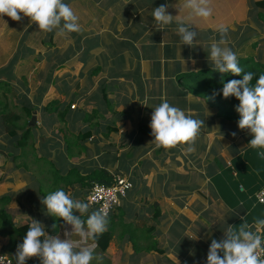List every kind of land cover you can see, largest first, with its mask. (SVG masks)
<instances>
[{"label":"crops","instance_id":"obj_1","mask_svg":"<svg viewBox=\"0 0 264 264\" xmlns=\"http://www.w3.org/2000/svg\"><path fill=\"white\" fill-rule=\"evenodd\" d=\"M64 2L78 17L79 25L86 24V28L64 34L58 29L45 32L20 13L24 24L11 37L6 26L10 17L0 16V54L3 46L9 53L6 60L0 59V73L13 65V81L22 79L19 72L28 73L24 76H29L27 86L31 83L34 91L40 88L41 100H35L37 108L32 118L35 116L41 124L42 134L53 137L41 154H49L61 175L72 169L82 176L106 171L111 177L124 176L133 184L109 218L106 231L110 229L113 238L107 251L99 248L95 239L87 241L95 246L91 264H206L211 239L222 238L228 225L239 227L244 220L253 224L258 218L264 219V204L256 198L264 189V149L247 146L253 138L249 130H241L236 121L221 117L217 109L189 93L185 82L178 79L180 74L213 68L206 63L210 39L207 49L197 44L202 40L200 34L192 46L182 44L180 35L176 36L177 22L196 23H192L194 18L188 10L180 13L177 0ZM161 5L168 6V13L174 17L165 29L156 25L152 16V10ZM38 41L46 45L43 61ZM240 45L227 42L234 53ZM54 54L57 57L52 59ZM50 62L51 67L46 69ZM39 63L44 82L35 88V81L40 85L35 80L39 75L34 74L39 71ZM87 68L89 76L82 70ZM67 69L80 74L73 79L68 75L59 78L60 94L65 95L64 100H56L59 110L47 111L48 104L39 115L44 94L55 87L54 75ZM6 80L0 74V83ZM73 81L75 91L70 92ZM89 90L93 91L90 97L85 95ZM164 100L174 107L184 106L180 109L187 115L204 121L194 152L186 153L188 146L183 144L165 149L152 143L151 116ZM20 101L24 106L34 105L29 96ZM68 104L73 108H66ZM64 111L65 122H61L58 114ZM53 181L49 185H54ZM69 190L82 201L87 192L79 184ZM40 191L31 185L24 199H37L36 217L45 232L63 238L65 229L71 231V226L47 213L41 199L48 193ZM20 194L17 192V196ZM26 202L28 211L20 210L16 216L19 227L35 219L30 201ZM58 222V233L51 234L50 228ZM71 239L80 240L75 235ZM13 261L16 264L15 257ZM34 263L40 264L39 258L26 261Z\"/></svg>","mask_w":264,"mask_h":264},{"label":"clouds","instance_id":"obj_2","mask_svg":"<svg viewBox=\"0 0 264 264\" xmlns=\"http://www.w3.org/2000/svg\"><path fill=\"white\" fill-rule=\"evenodd\" d=\"M167 7L161 5L152 10L156 25L172 23L174 17L168 13ZM179 8L180 13L188 10L191 16L198 18L207 19L212 15L210 0H184ZM20 13L30 18L41 31L52 32L58 29L59 34H64L80 30L78 17L64 0H0V16L7 15L14 21H20ZM177 23L182 44L192 46L197 31L192 30L191 25H186L184 21ZM218 32L219 39L211 40L208 60L216 72L232 73L242 76V79L223 83L221 90H213V96L222 92L225 99L234 96L239 101L236 107L240 114L238 127L249 130L253 137L247 146L264 149V74L252 85L254 73H244L236 53L227 46L228 28L221 25ZM203 125L204 121L192 118L164 100L153 109L151 116L149 127L154 137L152 143L165 149L183 144L188 146L186 153H192ZM261 154L264 155V152ZM41 203L46 206L49 215L62 218L66 225H70L71 231L66 228L63 238L60 235H49L41 222L32 219L22 243L17 245L16 264H26V261L34 257L39 258L40 264H91L95 246L87 241L94 240L106 231L108 213L105 208L89 212L88 203L74 199L63 189L47 194ZM85 215L87 218L83 219ZM261 229H264V219L259 218L253 224L244 220L239 227L228 225L222 238L211 239L206 264H264V232ZM73 235L80 240L71 239Z\"/></svg>","mask_w":264,"mask_h":264},{"label":"rangeland","instance_id":"obj_3","mask_svg":"<svg viewBox=\"0 0 264 264\" xmlns=\"http://www.w3.org/2000/svg\"><path fill=\"white\" fill-rule=\"evenodd\" d=\"M177 1L178 9L180 10L179 7H182V5L184 4V0L183 2H180L179 0ZM257 1L262 0H240V2L239 0H210L212 15L209 18L203 19L193 16L194 19L192 20V23H196V25H193L191 27L193 30L197 31L198 34L202 35V43L201 41H199L197 43L198 46L202 45L204 46L202 47L203 49H207V39H210L211 41L213 38H216L218 40V29L221 25H223L228 28L227 42H231L232 44H234V42H236L237 44L241 42V45L235 50L237 58L255 57L258 62H262L264 64V20L259 17L260 13L264 15V8L255 6V2ZM239 12L241 13V15H239ZM23 21V17L20 21H14L11 18L8 20V25L6 26H8L9 30H11V37H13V35L15 34L17 27H21L24 24L22 23ZM167 26L169 25H163L162 27L163 29H165L167 28ZM86 27V24L81 23L80 29H84ZM178 35L179 34H177L176 36ZM203 36L207 38L204 39ZM7 43L13 46V42L7 41ZM38 44L39 50L41 51L39 55L42 56L41 59L43 61L44 52L42 53V51L46 49V45L42 43V41H38ZM5 49L6 48L3 46L0 54V59L2 60L1 62L6 60L9 55L8 51H6ZM39 50L37 51L39 52ZM29 57H31V55ZM54 57H57L56 54L52 55L51 58L54 59ZM59 57L60 55L58 56V58ZM206 63L210 64L209 66L214 68L211 61H207ZM51 65L52 62H50L46 69L51 67ZM38 68L39 71L36 70L34 74L39 75L35 78V80L40 82V85H37V82L35 81V88L37 86H42L44 82V80L42 81V76H40L42 75L40 63L38 64ZM46 69L44 74L48 73L46 72ZM13 70V65H10L4 67L2 73H0L7 79L5 83H0V89L3 87L0 90V197L4 196L10 198L9 202L7 203L0 202V209L5 208V210L13 217L14 221L16 222V216L19 215L21 211H28L26 201H30V206H28L30 207L31 212L34 214L35 219L40 222L39 217H36L38 207L37 204H39L38 200L32 197L29 199H24L28 195L26 193V190H29V188H31V185H36L37 189L39 188V190H43L40 192L45 191L48 194L56 191L57 188L62 187L63 189L68 190L67 193L70 194L74 199L82 201V198L75 197V193L72 194V191L69 190L68 187H65L64 184L62 185V183H60L57 187H55V185L53 184L49 185L50 181L55 179V176L50 177L48 175V171L51 175H53L57 168L55 164L52 163V161L54 160L50 158L49 154L43 155L41 154V151L43 146H45L47 142H51V140L54 139L51 135L50 138H47V136H45L46 134H42L41 124L37 121L32 126L30 124L28 126L26 125V122L28 121L31 123V118H28V116L25 114V111L23 109L24 103H21L20 101L21 97L29 96L30 99L33 100V107H35V100L37 99L36 97L38 96V94H40V88L34 91L31 89V83L28 84L30 88L27 86L26 80H28L29 76L27 78L24 76L28 75V73L23 74V72H19L18 77L23 76L22 79L13 81ZM82 70H84L85 72L84 75H90L87 72L88 68ZM71 72L73 71L67 69V72H65L64 74L60 72L54 75L56 82L54 84L55 87L44 94L42 100L43 102L40 105L41 108H39L38 110L39 115L40 113H44V110L41 109H44L46 105L52 104V102H55L56 100H58V98L64 100L65 95L60 94L62 85L59 83V78L64 79L63 76L68 75L73 79L80 74L79 73L77 75H74ZM35 75L32 77V79L35 77ZM81 79L83 80V78ZM73 82L74 84L72 85V89L70 92L75 91L74 86L76 81ZM82 82L83 84H85V80H83ZM92 94L93 91L90 90L88 92H85V95H88V97H90ZM28 99L29 98H27L25 102ZM69 107L70 104L66 106V108L68 109ZM177 107L184 108V106L182 105H178ZM71 108L73 107L71 106ZM2 110L6 111L5 113L8 116L14 115L21 117V119L18 120L17 123L18 125H20V127H23V129L18 130V138L22 136L27 127L33 128L31 138L29 137L23 147H20L16 144L17 139H8V131L3 124L4 119L3 114H1ZM141 127L142 129L146 130L144 128V125H142ZM67 173L68 171L63 172L62 174L65 175ZM28 185H30V187H28ZM85 190L88 189L85 188ZM17 192H21L22 194L17 196ZM88 194L89 192L87 191L83 200L84 202L86 201ZM93 210L96 209L94 208ZM25 217L26 216L23 215V218ZM16 225L20 224L17 223ZM3 243L4 240H2V238L0 237V251L2 250Z\"/></svg>","mask_w":264,"mask_h":264},{"label":"trees","instance_id":"obj_4","mask_svg":"<svg viewBox=\"0 0 264 264\" xmlns=\"http://www.w3.org/2000/svg\"><path fill=\"white\" fill-rule=\"evenodd\" d=\"M255 6L264 8V0L255 2ZM259 17L264 20V15L262 13H260ZM238 63L239 66L244 70V73H254L253 80L251 81L252 85L255 84L256 80L261 74H264V64L262 62H258L255 57L238 58ZM241 75H243V73ZM178 79L179 81L182 80L185 82L189 93L196 97L204 99L211 108L217 109L221 117L230 121L238 122V120L240 119V114L236 111V107L239 105V101L234 96L225 99L222 95V92L220 95L213 96V90L219 91L222 89L223 83H226L233 79H242V76H237L232 73L221 74L219 72H216L215 68H206L198 70L197 72L192 74H180L178 76ZM40 95L41 94H39V98H37L38 102L41 100ZM59 105V102L55 101L50 106L46 107V110L51 113H53L52 111L57 112L59 110ZM35 108H37V105H35V107H23L25 114L28 116V118H32ZM1 112V114H3L4 119L3 124L5 125L8 131V139H17L16 144L20 147H23L29 137L31 138L33 128L27 127L22 136L18 138V130L23 129V127H20V125H18L17 123V121L20 120L21 117L14 115L8 116L5 113L6 111L4 110H2ZM66 114L67 111L59 112L58 116L61 122H65ZM29 124V121L26 122L27 126ZM87 137H90L89 134ZM48 175L50 177L55 176V179L53 181L55 187H57L60 183H62V185L64 184V186L68 188L74 186L75 184H79L82 185L84 188L88 189L87 191H90L92 185L100 180H105L108 182H111L113 180V177L109 176L106 171H95L87 176H82L80 172L75 169H72L67 175L64 176L61 175L58 170H56L53 175H51L48 171ZM57 189L63 188L60 187ZM63 190L66 193L68 191L65 189ZM41 191L43 190L41 189ZM9 200V197H0V202L7 203L9 202ZM89 209L93 210L94 208L89 207ZM82 218L86 219L87 215ZM109 218L108 223L110 222ZM60 220V222L63 221L62 218ZM60 222H58L55 228H53V226L50 228L49 231L51 234L58 233ZM27 230L28 225L20 227L17 226L14 222L13 217L5 210V208L0 209V237L2 238V240H4L1 251L6 253L12 260L15 257L17 245L19 243H22L23 236L26 234ZM112 238L113 232L109 229L103 232L102 234L96 236L95 242L97 243L99 248H101L103 251H107L110 242L112 241Z\"/></svg>","mask_w":264,"mask_h":264},{"label":"built area","instance_id":"obj_5","mask_svg":"<svg viewBox=\"0 0 264 264\" xmlns=\"http://www.w3.org/2000/svg\"><path fill=\"white\" fill-rule=\"evenodd\" d=\"M132 189V183L125 177L115 175L110 186L94 183L86 198V203L96 210L104 207L108 218L121 206L122 199ZM256 198L260 204L264 201V189L260 190ZM264 232V229H261ZM0 264H14L13 260L4 252L0 251Z\"/></svg>","mask_w":264,"mask_h":264},{"label":"water","instance_id":"obj_6","mask_svg":"<svg viewBox=\"0 0 264 264\" xmlns=\"http://www.w3.org/2000/svg\"><path fill=\"white\" fill-rule=\"evenodd\" d=\"M35 123H36V117L34 116V117L32 118V121H31L30 125L32 126V125H34ZM97 183H100V184H102V185H106V186H110V182L105 181V180H100V181H98Z\"/></svg>","mask_w":264,"mask_h":264}]
</instances>
